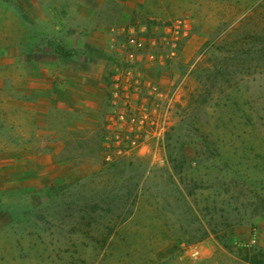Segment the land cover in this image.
I'll list each match as a JSON object with an SVG mask.
<instances>
[{
	"label": "rangeland",
	"instance_id": "rangeland-1",
	"mask_svg": "<svg viewBox=\"0 0 264 264\" xmlns=\"http://www.w3.org/2000/svg\"><path fill=\"white\" fill-rule=\"evenodd\" d=\"M0 15L1 46L32 39L0 56L16 115L0 130V264L264 250V0H0Z\"/></svg>",
	"mask_w": 264,
	"mask_h": 264
},
{
	"label": "crops",
	"instance_id": "crops-1",
	"mask_svg": "<svg viewBox=\"0 0 264 264\" xmlns=\"http://www.w3.org/2000/svg\"><path fill=\"white\" fill-rule=\"evenodd\" d=\"M5 5H6V3H5ZM7 5H9V4H7ZM43 7L44 6L38 7L41 15L39 17H37V20H36L37 23H40L44 19ZM4 18H3V16L0 15V27H1V29H3L4 26L7 25L6 19H4ZM18 19H19L18 21H19L20 25H24L26 27H29V20L22 13L20 14ZM43 33L44 32L42 29L41 30L39 28L37 29L36 37H35L36 41H38L39 38L44 37ZM4 35L6 38L7 37L8 38H7L4 46L0 45V56H12L11 62L13 63V61L17 62L18 59H20V58H18V56H28L30 54L28 43L32 39L29 37L28 33L23 34L22 29H20L14 33L10 32L9 36H7V34H4ZM35 47L38 48L39 47L38 44ZM5 65H9V64H5ZM22 69L28 70L29 69V63L26 62L25 64H23ZM1 85L2 84H1V80H0V87H1ZM14 85H17V84H14ZM9 100H10L9 96L3 95L0 92V102L1 101L2 102H8ZM13 115L14 114H12L11 112H8L5 110L4 111L0 110V130H2L3 127L8 126L9 124H13L12 123V122H14L13 119H15V117H16V115H14V116ZM4 136L5 135H1V133H0V152L11 151L12 148H11V146H9V143H10L9 137L10 136L8 137V139H7V137H4Z\"/></svg>",
	"mask_w": 264,
	"mask_h": 264
},
{
	"label": "trees",
	"instance_id": "trees-1",
	"mask_svg": "<svg viewBox=\"0 0 264 264\" xmlns=\"http://www.w3.org/2000/svg\"><path fill=\"white\" fill-rule=\"evenodd\" d=\"M216 240L219 243V241H221V237L217 238V235H216ZM222 247L225 248L226 246L222 245ZM225 249H228V248L226 247ZM229 253H232V252H229ZM240 260L244 261L247 264H264V250L256 249V248H249L247 249L244 257L243 258L241 257Z\"/></svg>",
	"mask_w": 264,
	"mask_h": 264
}]
</instances>
